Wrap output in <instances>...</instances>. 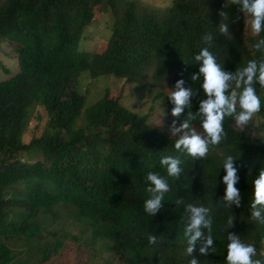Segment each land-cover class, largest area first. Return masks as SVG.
<instances>
[{"label": "trees", "instance_id": "obj_1", "mask_svg": "<svg viewBox=\"0 0 264 264\" xmlns=\"http://www.w3.org/2000/svg\"><path fill=\"white\" fill-rule=\"evenodd\" d=\"M97 7L113 10L115 21L106 48L91 54L79 45ZM252 19L233 0H174L158 11L131 0H0V44L8 39L16 46L20 65L16 74L0 80V264H25L18 259L24 248L42 264L53 247L61 249L60 240L41 246L58 204L75 207L84 231L92 230L91 240H106L122 264H190L192 258L198 264H228L229 234L255 245L253 259L264 264V223L251 216L254 181L264 170V135L250 140L245 130L235 129L233 117H226L225 138L210 149L223 151L224 157L193 158L175 148L182 133L173 135L167 124L152 126L109 93L87 107L79 83L86 71L94 78L112 75L139 83L150 69L156 80L172 76L176 84L183 79L193 96L181 115L188 120L191 112L195 119L190 121L206 135L197 115L207 98L203 76L192 80L199 74L195 56L209 47L223 70L233 74L249 60L264 61V31L254 34ZM221 24L228 25L227 35ZM255 89L263 128L264 86L257 83ZM168 102L172 115L174 105ZM35 104L49 120L40 137L25 143ZM168 155L181 161L178 179L168 177L161 164ZM228 155L238 169L239 206L223 200ZM150 171L170 185L155 216L144 209L152 195L147 191L153 186L146 178ZM190 204L212 209L214 242L207 255L199 251L203 240H197L191 256L186 252L183 230ZM150 235L157 237L155 245L149 244Z\"/></svg>", "mask_w": 264, "mask_h": 264}, {"label": "clouds", "instance_id": "obj_2", "mask_svg": "<svg viewBox=\"0 0 264 264\" xmlns=\"http://www.w3.org/2000/svg\"><path fill=\"white\" fill-rule=\"evenodd\" d=\"M233 2L242 4V11L252 15L251 28L254 34L264 31V0H233ZM221 15L224 14L221 13ZM220 31L227 35L228 25L221 24ZM210 39V36L204 38L205 42ZM261 43H264V40ZM256 47L259 48V45ZM195 60L200 63L199 74H194L192 80H199L203 76L202 88L207 97L200 102L197 113L202 117L201 127L206 135H201L194 129L189 130L190 125L188 121H185L176 131H188H184V134L176 140L175 148L185 150L193 158H205L210 149L219 145L225 138L223 122L226 117H233L237 125L243 128L253 120L256 113L261 111L262 101L256 93L255 85L259 83L264 86V61L249 60L245 67L233 74L223 70L209 47H202L195 56ZM231 82H235V87L229 92ZM184 83L183 79L178 80L175 90L169 94V99L174 105L172 108L174 117H179L185 107H191L193 91L191 88H185ZM192 119L195 117L189 112L188 120ZM173 123L175 124V121ZM234 159L232 155H228L223 163V168L226 170L223 182L227 185L223 200L229 207L233 203L240 205V191L235 187L239 180L238 169L234 166ZM161 164L166 168L168 177L177 179L180 177L182 168L179 158L168 155L162 158ZM146 178L153 186L147 189L152 195L145 201L144 209L149 215L155 216L162 207L165 194L170 191V185L166 178L156 172H148ZM180 202L177 201V203ZM258 206L261 207L258 208ZM251 209L252 219H259L261 223H264V218L261 217V211L264 210V170L260 171L258 178L254 181V199ZM187 212L189 215L183 230L188 245L186 252L188 256H191L195 251L197 240H203L199 251L202 255H207L214 242L212 209L203 205L190 204L187 206ZM228 224H232V218H229ZM204 229L208 230L207 236L204 234ZM227 240L229 241L226 256L228 264H260L259 260L253 259L257 254L255 245L242 242L234 234H229ZM148 242L150 245H155L157 237L150 235ZM190 264H198L197 259L192 258Z\"/></svg>", "mask_w": 264, "mask_h": 264}, {"label": "rangeland", "instance_id": "obj_3", "mask_svg": "<svg viewBox=\"0 0 264 264\" xmlns=\"http://www.w3.org/2000/svg\"><path fill=\"white\" fill-rule=\"evenodd\" d=\"M138 2L148 10H164L170 7L174 0H131ZM115 21L113 10L103 12L97 7L95 9V21L88 27L80 41V49L91 54H100L106 48L109 38L112 36V29ZM20 69L18 61V51L16 46L10 45L8 39L0 44V80L7 79L16 74ZM82 94L86 97V106L94 104L107 93L113 98H119L120 102L127 108L145 117L147 123L153 125L167 124L173 135L179 132L176 129L188 121L190 127L198 133V126L190 120L180 117H174L167 112L169 104V94L175 90V84L172 76L163 81L154 78L153 69L147 70L141 82H127L125 79L117 78L112 75H102L97 78L92 77L89 71L83 72L79 80ZM231 84L230 91L234 88ZM240 91V89H237ZM238 104V102H237ZM49 120L48 113L44 108L35 104L32 108L28 125L23 133V141L29 143L34 137H40ZM85 120V115L78 121V125ZM175 121V124L173 123ZM263 120L258 114H255L253 120L243 128L239 127L234 121L235 129L246 131L250 140L257 141L264 135V127H261ZM209 154L223 158L225 153L221 150H210ZM39 155L28 156L36 158ZM54 218L51 219L50 226L41 239V246L54 245L56 241H61V249L57 252L54 247L51 250L50 260L42 264H117L119 261L113 257L108 249L109 243L97 238L92 241V230L82 223L78 217L76 208L67 204H58L53 209ZM28 249H23L19 260L26 261L25 264H41L37 258L28 254ZM41 248L37 247L36 252ZM24 264V263H23ZM122 264V263H119Z\"/></svg>", "mask_w": 264, "mask_h": 264}]
</instances>
